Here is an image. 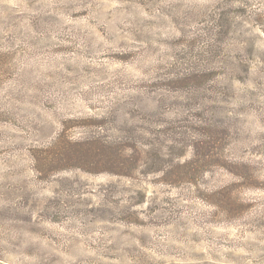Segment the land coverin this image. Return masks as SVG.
Masks as SVG:
<instances>
[{"label": "rangeland", "instance_id": "rangeland-1", "mask_svg": "<svg viewBox=\"0 0 264 264\" xmlns=\"http://www.w3.org/2000/svg\"><path fill=\"white\" fill-rule=\"evenodd\" d=\"M0 264H264V0H0Z\"/></svg>", "mask_w": 264, "mask_h": 264}, {"label": "trees", "instance_id": "trees-1", "mask_svg": "<svg viewBox=\"0 0 264 264\" xmlns=\"http://www.w3.org/2000/svg\"><path fill=\"white\" fill-rule=\"evenodd\" d=\"M9 53L0 49V88L2 89V84L4 82L6 72H7V61ZM1 91V90H0ZM3 113L2 108H0V116Z\"/></svg>", "mask_w": 264, "mask_h": 264}]
</instances>
